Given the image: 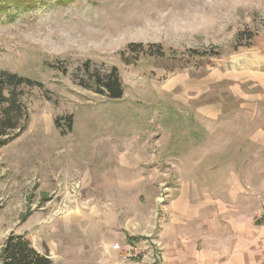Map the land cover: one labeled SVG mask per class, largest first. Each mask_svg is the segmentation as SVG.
<instances>
[{
    "label": "rangeland",
    "instance_id": "obj_1",
    "mask_svg": "<svg viewBox=\"0 0 264 264\" xmlns=\"http://www.w3.org/2000/svg\"><path fill=\"white\" fill-rule=\"evenodd\" d=\"M154 46L163 58L151 56ZM87 67L101 74L117 68L123 97L80 87ZM1 70L43 88L26 90V130L0 148V255L8 236L28 227L26 213L49 200L68 202L38 193L44 175L113 172L121 156L154 155L190 187L205 179L207 152L225 151L216 162L229 164L227 155L245 139L240 133L216 139L224 149L189 141L212 131L205 111L229 114L217 123L241 132L248 117L237 114L264 108V0H44L35 10L0 16ZM69 116L72 130L62 122L57 130L55 120ZM204 127L209 132H199ZM156 194L139 197L145 212L154 211L151 245L142 243L145 257L126 263L167 264L161 225L169 196Z\"/></svg>",
    "mask_w": 264,
    "mask_h": 264
},
{
    "label": "crops",
    "instance_id": "obj_2",
    "mask_svg": "<svg viewBox=\"0 0 264 264\" xmlns=\"http://www.w3.org/2000/svg\"><path fill=\"white\" fill-rule=\"evenodd\" d=\"M223 115L229 114L205 111L212 131L199 130L208 136L189 141L190 147L224 149L216 139L227 133L245 139L227 155L229 164L216 162L225 159V151L217 156L207 152L201 172L205 179L199 178V184L183 185L165 157L157 161L154 155H135V160L121 156L113 172L97 168L95 174L69 179L44 175L38 179L40 195L70 198L63 206L49 200L32 212L19 235L53 264H130L113 247L125 242L151 245L154 211L145 212L140 198L153 197L160 189L169 196L161 225L167 264H264V226L257 222L264 212V108L237 114L248 117L241 132L226 131L231 125L222 129L226 125L217 122Z\"/></svg>",
    "mask_w": 264,
    "mask_h": 264
},
{
    "label": "trees",
    "instance_id": "obj_3",
    "mask_svg": "<svg viewBox=\"0 0 264 264\" xmlns=\"http://www.w3.org/2000/svg\"><path fill=\"white\" fill-rule=\"evenodd\" d=\"M43 2L44 0H0V16L7 14L9 17H13L14 14L22 11L35 10ZM137 47L143 48L142 45L130 46L129 48L133 50ZM150 53L154 57L163 58L165 56L161 47L154 46ZM195 56L201 57L204 54L195 53L192 57ZM86 72L88 79L87 81L81 80L80 87L111 99L123 97L124 90L117 68H111L108 72L101 74L99 72L93 73L87 67ZM33 88H43V84L15 73L0 71V148L20 137L26 130L29 116L23 98L27 94L26 90ZM61 122L68 127V131L72 130V116L57 118L55 120L57 130L61 129ZM61 133L65 135L67 131H61ZM31 214V212L26 213L21 221L25 222ZM0 262L1 264H53L50 257L39 253L30 240L17 234H11L5 240L1 250Z\"/></svg>",
    "mask_w": 264,
    "mask_h": 264
},
{
    "label": "built area",
    "instance_id": "obj_4",
    "mask_svg": "<svg viewBox=\"0 0 264 264\" xmlns=\"http://www.w3.org/2000/svg\"><path fill=\"white\" fill-rule=\"evenodd\" d=\"M257 222L264 226V212L257 218ZM113 249L118 252L124 261H139L142 259L143 249L137 242L117 243Z\"/></svg>",
    "mask_w": 264,
    "mask_h": 264
}]
</instances>
